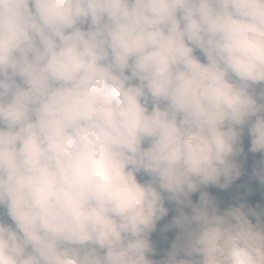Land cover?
<instances>
[{"label": "clouds", "instance_id": "obj_1", "mask_svg": "<svg viewBox=\"0 0 264 264\" xmlns=\"http://www.w3.org/2000/svg\"><path fill=\"white\" fill-rule=\"evenodd\" d=\"M243 134L264 153V0H0V264H264L260 214L190 198Z\"/></svg>", "mask_w": 264, "mask_h": 264}, {"label": "trees", "instance_id": "obj_2", "mask_svg": "<svg viewBox=\"0 0 264 264\" xmlns=\"http://www.w3.org/2000/svg\"><path fill=\"white\" fill-rule=\"evenodd\" d=\"M199 55V53H196ZM203 60V57H201ZM261 85L256 86V90L259 91L261 89ZM247 131V129H245ZM248 133V132H247ZM242 135L241 144L254 156L261 158L264 160V153H253L250 151L251 147V140L250 135L248 134ZM147 146V145H145ZM236 163L239 165L240 175L234 179L227 188H221L216 185H208L207 187L204 186V191H201V188L198 189L195 193L190 194V198L192 204H199L200 203V195L204 192L207 194L210 193L213 203L217 207L219 213H223L227 211L229 208L232 207H240L241 205L244 206L245 211L249 209L254 210L256 213L260 214L262 219H264V184L260 182L259 176L264 174V165L260 163V165L250 163L246 166H242L238 162V157H235ZM138 180L141 182H145L148 177L144 174H138ZM251 192V202L249 204L248 194ZM237 197L236 201H232L234 197ZM169 203L172 204L173 212L175 213V217L180 215L181 210L186 213V209H191V206L186 204H177L175 202H171L165 199L164 206H169ZM250 205V206H249ZM189 209V211H190ZM7 222H11L8 220L7 217H4ZM249 219L252 222L256 223V217L249 213ZM176 237L180 235V228L176 225H172L167 237L172 234ZM173 249V245L170 247H166L161 249L159 247H154L149 259L159 262L165 259L169 252Z\"/></svg>", "mask_w": 264, "mask_h": 264}, {"label": "rangeland", "instance_id": "obj_3", "mask_svg": "<svg viewBox=\"0 0 264 264\" xmlns=\"http://www.w3.org/2000/svg\"><path fill=\"white\" fill-rule=\"evenodd\" d=\"M240 147L243 149V151L238 154L239 155L238 162L242 165H247L250 162H255V159L249 156L245 148L242 145H240ZM259 165H260V162H259ZM149 239H150L152 248L155 246L164 248V247L171 246L174 243H176L178 240V237L174 235H172L170 238L165 237L163 235V230L160 227V223H157L154 231L150 234ZM150 253L148 254V256L150 255Z\"/></svg>", "mask_w": 264, "mask_h": 264}, {"label": "bare ground", "instance_id": "obj_4", "mask_svg": "<svg viewBox=\"0 0 264 264\" xmlns=\"http://www.w3.org/2000/svg\"><path fill=\"white\" fill-rule=\"evenodd\" d=\"M205 187H207V186H205Z\"/></svg>", "mask_w": 264, "mask_h": 264}]
</instances>
